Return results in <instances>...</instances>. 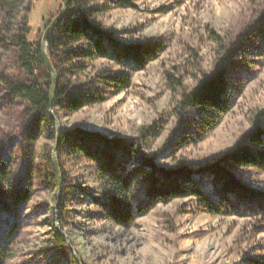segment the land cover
Masks as SVG:
<instances>
[{
    "label": "rangeland",
    "instance_id": "374dc122",
    "mask_svg": "<svg viewBox=\"0 0 264 264\" xmlns=\"http://www.w3.org/2000/svg\"><path fill=\"white\" fill-rule=\"evenodd\" d=\"M76 1L86 10H96L92 23L118 43L152 42L161 50L136 71L106 59L68 55L76 46L89 49L86 42L61 48L57 77L60 73L68 86L107 94L104 102L77 112L53 104L52 115L61 130L99 133L108 139L146 133L143 153L157 169L182 168L196 177L252 130L253 116L264 108V0ZM62 7L63 0L27 2L18 20V24L28 20L27 42L36 46ZM227 49L234 56L226 77L228 113L204 129L198 109L191 108L180 123L176 109L184 91L211 75ZM0 60V74L18 78L13 55L0 48ZM117 74L130 77V86L120 93L102 82ZM169 78L181 79L183 88L174 89ZM26 123L23 107L7 100L1 89L0 146L5 147L13 178L24 176L33 189L28 202L0 210L5 264H245L249 258L264 256V203L236 199L232 214L212 215L196 198H181L154 205L126 229L114 225L94 203L104 191L96 176L97 164L58 146L59 198V180L46 151L52 158L57 132L41 124L27 145L21 139ZM137 167V161L129 162L131 174ZM233 173L246 189L264 193L263 168L245 167ZM199 180L211 186L206 178ZM130 199L136 209L146 205L143 183L135 182Z\"/></svg>",
    "mask_w": 264,
    "mask_h": 264
},
{
    "label": "trees",
    "instance_id": "16d2710c",
    "mask_svg": "<svg viewBox=\"0 0 264 264\" xmlns=\"http://www.w3.org/2000/svg\"><path fill=\"white\" fill-rule=\"evenodd\" d=\"M29 1L32 0H0V48L13 55L14 68L19 73L16 79L0 74V90L7 100L24 109L27 123L23 127L21 139L27 145L35 139L41 124L56 130L55 122L49 115L52 78L42 58V37L36 46L30 44L27 42L30 28L28 20L23 18L18 24ZM94 12L96 10H86L76 0H70L65 17L47 41L48 54L56 72L59 50L80 42L88 43L90 48L76 46L68 51V55L91 61L106 59L136 71L156 59V52L161 50L158 43H118L111 33L92 23ZM233 59L232 52L227 49L225 56L218 58L211 75L198 80L190 91H184L176 109L180 123L186 121L184 114L191 108L198 109V122L204 129L217 125L221 117L228 113L229 85L226 77ZM58 78L54 104L64 109L77 112L107 99V94L95 95L81 87L64 84L60 73ZM168 81L174 89L183 88L181 79L169 78ZM102 82L112 85L120 93L130 86V77L127 74L111 75L103 78ZM263 121L264 108L253 116L252 130L245 133L218 163L198 172L197 177L195 172L182 168L175 171L157 169L153 159L143 153L147 144L146 133L132 139H108L99 133L62 129L59 150L66 149L69 155L82 156L88 162L97 164L96 176L103 184L104 191L102 199L94 200V203L101 207L114 225L128 229L136 217L145 215L154 205L181 198H196L201 209L212 215L232 214L236 199L240 202L253 200L264 203V193L246 189L233 173L245 167L264 169ZM46 151L49 164L54 167L49 149ZM132 160L137 161L138 167L131 174L128 167ZM6 162L5 147L0 146V210L9 211L20 202H28L33 189L24 176L13 178ZM53 178L56 179V176L53 175ZM200 178L209 180L211 186L201 184ZM136 181L145 185L147 198L146 205L138 206L137 209L130 199V190ZM261 210L264 212L263 208ZM56 236L64 241L59 233ZM7 259L8 256L0 247V264H5ZM245 264H264V256L249 258Z\"/></svg>",
    "mask_w": 264,
    "mask_h": 264
},
{
    "label": "water",
    "instance_id": "95a60500",
    "mask_svg": "<svg viewBox=\"0 0 264 264\" xmlns=\"http://www.w3.org/2000/svg\"><path fill=\"white\" fill-rule=\"evenodd\" d=\"M69 3L70 0H63V7L62 10L60 11V13L56 16V18L50 23V25L47 27V29L45 30V33L43 35L42 38V42H41V53H42V58L43 61L47 67V70L52 78V86H51V93H50V103H51V109L49 112V115L51 117V119L55 122V126H56V132H57V138H56V148L53 152L52 155V161H53V166H54V170H55V174L59 180V198L61 195V178H60V174H59V168H58V164L56 162V151H57V147L60 144V134H61V127L58 123V121L53 117L52 115V107L54 104V98H55V94H56V90L58 87V77H57V73L53 67V64L50 60V56L48 54V45H47V41L48 38L50 36V34L55 30V28L62 22L63 18L65 17L68 8H69ZM77 264H81L79 261H77Z\"/></svg>",
    "mask_w": 264,
    "mask_h": 264
}]
</instances>
